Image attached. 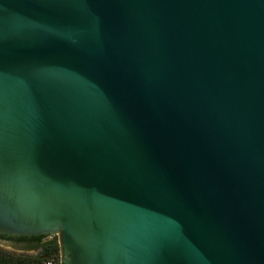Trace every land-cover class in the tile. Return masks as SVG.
Returning a JSON list of instances; mask_svg holds the SVG:
<instances>
[{"label":"water","instance_id":"95a60500","mask_svg":"<svg viewBox=\"0 0 264 264\" xmlns=\"http://www.w3.org/2000/svg\"><path fill=\"white\" fill-rule=\"evenodd\" d=\"M0 233L264 264V0H0Z\"/></svg>","mask_w":264,"mask_h":264},{"label":"flooded vegetation","instance_id":"af4514ba","mask_svg":"<svg viewBox=\"0 0 264 264\" xmlns=\"http://www.w3.org/2000/svg\"><path fill=\"white\" fill-rule=\"evenodd\" d=\"M43 240L41 235L22 236L0 233V258L3 256L7 258L5 263L0 261V264H19L21 259L29 263L44 260L49 255L44 252Z\"/></svg>","mask_w":264,"mask_h":264},{"label":"trees","instance_id":"16d2710c","mask_svg":"<svg viewBox=\"0 0 264 264\" xmlns=\"http://www.w3.org/2000/svg\"><path fill=\"white\" fill-rule=\"evenodd\" d=\"M48 236H51V235H41V238L44 239L42 242L44 252L48 253L49 257L51 256L59 257L61 255V246L59 244V238L56 237V235H54L53 238L47 239ZM6 260H7L6 256H3L0 258V261H3V263H5ZM19 264H43V260H37L34 263H29L25 261L24 259H21Z\"/></svg>","mask_w":264,"mask_h":264},{"label":"built area","instance_id":"2783aa9c","mask_svg":"<svg viewBox=\"0 0 264 264\" xmlns=\"http://www.w3.org/2000/svg\"><path fill=\"white\" fill-rule=\"evenodd\" d=\"M43 264H62V258L61 255L58 256H51L47 257L43 260Z\"/></svg>","mask_w":264,"mask_h":264},{"label":"rangeland","instance_id":"374dc122","mask_svg":"<svg viewBox=\"0 0 264 264\" xmlns=\"http://www.w3.org/2000/svg\"><path fill=\"white\" fill-rule=\"evenodd\" d=\"M54 236L50 237V238H53ZM56 237H58V235H56ZM59 238V237H58ZM48 239V238H47ZM6 245V244H5Z\"/></svg>","mask_w":264,"mask_h":264}]
</instances>
